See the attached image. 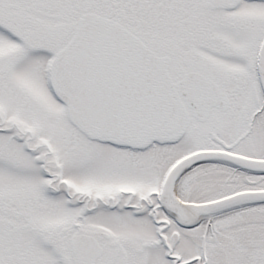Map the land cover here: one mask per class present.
Returning <instances> with one entry per match:
<instances>
[{
  "label": "rangeland",
  "instance_id": "1",
  "mask_svg": "<svg viewBox=\"0 0 264 264\" xmlns=\"http://www.w3.org/2000/svg\"><path fill=\"white\" fill-rule=\"evenodd\" d=\"M237 12L244 15L238 24L241 29L227 35L241 38L237 49L244 56L249 41L264 39V2L240 3ZM82 14L77 0H0V264L73 260L62 235L56 233L57 244H52L55 226L65 224L67 217L82 216L85 229H105L117 240L141 234L127 215L119 213L121 208L163 180V174L176 161L195 151L196 135L203 141L198 128L192 126L179 145H159L132 157L129 152L87 140L68 123L66 100L51 92L47 71L51 58L67 44ZM177 38L182 39L156 36L148 41L163 44L175 59L189 64L190 59L200 61L193 53L188 55V40ZM218 48L233 53L231 45ZM210 61L224 63L216 58ZM237 63L242 62L239 59ZM205 64L214 70V64ZM224 91L236 103L245 102L247 111L255 98L262 96L257 87H226ZM231 118L232 112L214 114L211 122L225 124ZM253 131L251 145L256 146L257 154L264 155L263 121L255 123ZM238 132L229 134L225 128L219 136L232 140ZM190 176H185L187 185ZM206 180L202 178V182ZM261 209L258 217L247 219L260 226L257 264H264V207ZM89 231L86 233L93 234ZM75 234L69 232V240Z\"/></svg>",
  "mask_w": 264,
  "mask_h": 264
},
{
  "label": "flooded vegetation",
  "instance_id": "2",
  "mask_svg": "<svg viewBox=\"0 0 264 264\" xmlns=\"http://www.w3.org/2000/svg\"><path fill=\"white\" fill-rule=\"evenodd\" d=\"M77 1L83 8L85 0ZM244 2L250 1L94 0L93 12L96 9L97 15L124 26L157 56L170 58L169 73L175 84L182 82L189 74L201 77L219 87L227 96L229 106L226 111L212 108L206 121L196 119L193 112L188 109L191 124L178 143L160 142L146 150L113 146L117 150L133 154L134 157L159 145L165 147L179 145L188 136L192 126H196L203 136V141L199 138L200 135L193 138L197 149L169 167L163 174V180L146 193L134 196L130 205L121 208L119 213L127 215L134 226L142 230L141 234L117 240L105 229L98 227L96 231L85 229L87 227L82 216L67 217L65 224L55 226V239L51 243L57 244L56 233H59L60 237L62 235V243L70 246L73 260H41L39 264H81L72 249V242L78 236H88L96 240L100 256L94 264H257L254 261L259 259L258 251L255 249L259 243L260 226L258 222L254 224L255 220H251L250 223L247 219L258 217L264 204H244L198 217L189 213L187 208L208 206L244 193L264 192V185L261 186L264 184V175L223 162H205L192 167L180 177L175 186V202L166 200L161 193L170 170L180 161L196 153H225L251 161H264V155L257 154L258 149L251 145L255 139L253 133L255 123L263 121L264 125L262 118L264 98L256 97L253 107L247 111L246 106H243L245 102L236 103V99L224 91L226 87L248 88L260 85L256 71L260 40H253L252 43L249 41L246 55L240 56L238 52L241 50L237 47L242 41L241 38H230L227 35L235 34L241 29L238 24L244 15L237 12V9L240 3ZM217 3L226 5L219 6ZM156 36L172 37L177 40L182 39L177 37H185L184 39L188 40L186 52L188 55L193 53L192 56L200 58V61L190 59L189 64L187 60L175 59V55L169 54L163 44L149 43L148 40ZM252 37L255 39L254 35ZM63 38L60 37L61 40ZM213 41L216 43H211ZM251 44L254 45L253 48L250 47ZM221 45L233 46V53H225V48L223 50L218 48ZM210 58L222 59L224 63L217 65L210 61ZM239 59L241 64L237 63ZM228 61L234 66H228ZM205 62L214 64L212 66L214 70H210ZM242 77L244 80H239ZM231 112L233 118L230 121L234 126L228 121L225 124L222 121L211 122L214 114L220 116ZM225 128L229 134L236 131L240 133L238 132L239 135L232 140L220 138L219 131ZM262 147L264 150V139ZM189 174L191 176L187 185L185 176ZM204 177L207 180L202 182ZM217 180L218 183H212ZM172 207L171 212L168 208ZM104 210L107 211L106 208ZM86 230L93 234L86 233ZM69 232L77 234L69 240ZM15 261L17 264H38L37 260ZM11 264L15 262L12 261Z\"/></svg>",
  "mask_w": 264,
  "mask_h": 264
},
{
  "label": "water",
  "instance_id": "3",
  "mask_svg": "<svg viewBox=\"0 0 264 264\" xmlns=\"http://www.w3.org/2000/svg\"><path fill=\"white\" fill-rule=\"evenodd\" d=\"M93 5L94 0L85 1V14L72 39L52 58L48 69L52 91L67 98L68 121L89 140L138 150L161 141L174 144L183 138L191 122L182 99L200 121H206L214 107L227 110L228 99L217 85L195 75L174 84L169 58L157 57L122 26L89 13ZM257 73L264 95V40ZM205 162H223L264 175V161L200 152L170 171L162 196L175 202L177 181ZM253 203L263 204L264 192L244 193L187 210L198 217ZM168 209L173 211V207ZM72 249L81 264H94L100 256L91 237H76Z\"/></svg>",
  "mask_w": 264,
  "mask_h": 264
}]
</instances>
